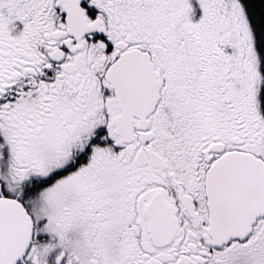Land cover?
I'll use <instances>...</instances> for the list:
<instances>
[{"label": "snow or ice", "instance_id": "1", "mask_svg": "<svg viewBox=\"0 0 264 264\" xmlns=\"http://www.w3.org/2000/svg\"><path fill=\"white\" fill-rule=\"evenodd\" d=\"M0 264H264V0H0Z\"/></svg>", "mask_w": 264, "mask_h": 264}]
</instances>
